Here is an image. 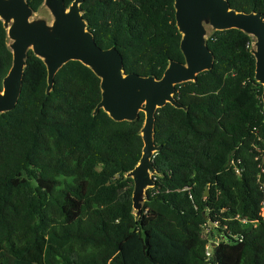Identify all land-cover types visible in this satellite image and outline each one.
I'll return each instance as SVG.
<instances>
[{"label": "trees", "instance_id": "obj_1", "mask_svg": "<svg viewBox=\"0 0 264 264\" xmlns=\"http://www.w3.org/2000/svg\"><path fill=\"white\" fill-rule=\"evenodd\" d=\"M27 1L35 11L43 3ZM228 1L264 13V0ZM173 2L80 6L96 44L115 46L125 73L160 78L169 60H184ZM207 45L212 69L176 85L186 109L156 111L158 175L137 220L125 174L141 156L144 113L132 121L93 115L100 78L78 60L57 71L46 94V66L28 50L16 106L0 113V264H208L204 226L227 239L210 264H264L263 86L251 37L216 30ZM11 62L0 19V83Z\"/></svg>", "mask_w": 264, "mask_h": 264}, {"label": "water", "instance_id": "obj_2", "mask_svg": "<svg viewBox=\"0 0 264 264\" xmlns=\"http://www.w3.org/2000/svg\"><path fill=\"white\" fill-rule=\"evenodd\" d=\"M73 0H43L52 15L48 23L32 18L36 12L27 0H0V19L12 53L8 72L0 83V113L12 110L22 87L28 50L41 58L47 70L45 92L54 84L57 71L68 61L78 60L99 78L101 98L93 110L103 109L116 121L135 120L144 113L140 128L143 147L140 159L125 174L133 180L132 209L137 220L147 200V190L158 175L153 157L161 145L155 144L154 125L158 108L169 103L184 108L175 98L176 85L196 81L199 73L212 69L214 54L207 38L216 30L240 29L251 37L250 51L255 58V80L263 86L264 109V13L238 11L228 0H174L175 23L181 34L180 50L184 60H169L160 78L154 75L125 73L123 58L115 46L99 47L83 18L81 3ZM40 8V7H39Z\"/></svg>", "mask_w": 264, "mask_h": 264}, {"label": "built area", "instance_id": "obj_3", "mask_svg": "<svg viewBox=\"0 0 264 264\" xmlns=\"http://www.w3.org/2000/svg\"><path fill=\"white\" fill-rule=\"evenodd\" d=\"M156 177V176H155ZM154 177V179H155ZM260 215L262 216V218H264V199L261 201L260 203ZM243 223H247V219L243 218L241 220ZM252 223L253 226H255L257 224V220H254V221H250ZM218 223H215L213 227H216L218 226L217 225ZM225 229L227 227H224ZM223 228V229H224ZM208 234H207V244H206V249H205V259L206 261L208 262V264H210V261L212 259H214V248L218 245V243L220 241H227V239L224 237V234L223 233H220V234H214V233H210V228H208ZM215 229H213L212 232H214Z\"/></svg>", "mask_w": 264, "mask_h": 264}, {"label": "rangeland", "instance_id": "obj_4", "mask_svg": "<svg viewBox=\"0 0 264 264\" xmlns=\"http://www.w3.org/2000/svg\"><path fill=\"white\" fill-rule=\"evenodd\" d=\"M32 18H43L45 19L48 23L52 21V15L50 11L44 6L41 5L40 8L32 15ZM208 229L206 226L203 227L202 229V234L205 236L208 234Z\"/></svg>", "mask_w": 264, "mask_h": 264}]
</instances>
